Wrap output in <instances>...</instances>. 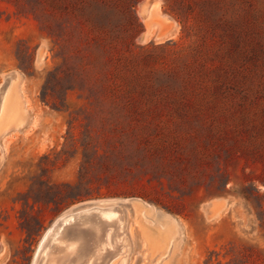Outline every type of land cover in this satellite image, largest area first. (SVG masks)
Here are the masks:
<instances>
[{
  "label": "rangeland",
  "instance_id": "1",
  "mask_svg": "<svg viewBox=\"0 0 264 264\" xmlns=\"http://www.w3.org/2000/svg\"><path fill=\"white\" fill-rule=\"evenodd\" d=\"M76 1L0 0V264L90 203L109 264H264V0Z\"/></svg>",
  "mask_w": 264,
  "mask_h": 264
},
{
  "label": "bare ground",
  "instance_id": "2",
  "mask_svg": "<svg viewBox=\"0 0 264 264\" xmlns=\"http://www.w3.org/2000/svg\"><path fill=\"white\" fill-rule=\"evenodd\" d=\"M11 78L7 76L0 86V102L5 99ZM3 105L2 110L5 100ZM122 215L117 203H90L67 211L45 233L32 264H109L124 252ZM125 262L126 257L121 256L119 264Z\"/></svg>",
  "mask_w": 264,
  "mask_h": 264
},
{
  "label": "trees",
  "instance_id": "3",
  "mask_svg": "<svg viewBox=\"0 0 264 264\" xmlns=\"http://www.w3.org/2000/svg\"><path fill=\"white\" fill-rule=\"evenodd\" d=\"M36 5L38 6H45L46 4L50 5L53 11L60 12L68 10L72 8H81L82 4L80 1L76 0H35Z\"/></svg>",
  "mask_w": 264,
  "mask_h": 264
}]
</instances>
